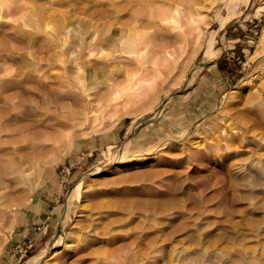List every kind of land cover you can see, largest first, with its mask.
<instances>
[{"label": "rangeland", "instance_id": "rangeland-1", "mask_svg": "<svg viewBox=\"0 0 264 264\" xmlns=\"http://www.w3.org/2000/svg\"><path fill=\"white\" fill-rule=\"evenodd\" d=\"M149 1L0 0V166L18 157L15 144L45 145L27 177L0 173V264H27L49 246L38 264H264V141L253 138L264 132V0H172L195 18L178 35L183 71L158 104L113 98L105 89L121 74L154 73L161 34L172 31L147 16ZM113 27L115 47L103 40ZM159 104L189 122L188 137H171L163 121L158 136L147 130ZM39 113L44 122L11 131L16 117ZM227 124L250 140L232 147L238 159L190 161L200 142L227 152ZM121 153L120 167L94 173ZM65 216L73 247H55ZM94 224L112 244L84 252ZM29 228L34 245L18 260L12 249Z\"/></svg>", "mask_w": 264, "mask_h": 264}, {"label": "bare ground", "instance_id": "bare-ground-1", "mask_svg": "<svg viewBox=\"0 0 264 264\" xmlns=\"http://www.w3.org/2000/svg\"><path fill=\"white\" fill-rule=\"evenodd\" d=\"M115 8H117V7H115ZM154 13L158 15V17L156 16L157 18L155 20L158 21L160 25H162L163 27H165V26L170 27L172 30L171 31L172 33L171 32H165V33L161 34L162 35L161 37L163 39V50L156 57V65L154 68V73L150 74V76L146 77V78H144L143 76L132 78L129 76V74H125V75L121 74L120 75L121 80H119L118 83L110 82V83H108V87L105 89L107 92H111V93H113L114 92L113 90H115V92H114L115 95L113 96V98H120L119 100H125V101L131 102V100H133V99L139 100L141 97L148 96L147 99H149L152 104H158L161 100H163V95L168 91L169 82L175 80L174 79L175 76H177V74L182 72L184 67H185L186 60L179 62V59H178L179 54H180L177 51L178 44L180 42L178 35H182L181 33H185L188 30V26L195 22V18L193 16H191V17L187 16L186 12L182 8V6L173 3L172 0L168 1V2L167 1L155 2V0H153L152 2H150L149 8L147 10V16L152 18ZM39 14H40V12H39ZM39 14L37 16L38 22L41 18H43L42 16H44L43 13H42V16H40ZM188 15H192V14L189 13ZM147 20H150V19H147ZM140 21H142V20H135L134 21L135 25H137V22L142 24V22H140ZM40 26H41V24H40ZM130 27H133V24H130L129 28ZM61 30H62L61 27H59L58 30H56L55 36L60 35L62 33ZM115 30H116L115 27H113V32L111 34V37L103 39V40L108 41L112 47H115L117 45V40L114 38L115 37V34H114ZM197 31H198V35L196 36V38H197V40H199V36L201 34L199 27H197ZM131 32H133V31H131ZM197 40L194 39L193 43L197 42ZM262 41H264V28H263V31H262L260 38H259V42H262ZM172 45H174V46L171 48L170 46H172ZM168 47H170L171 49ZM109 66H112V64H110ZM112 71H114L113 68H111L108 72H112ZM101 77L102 76H100V78ZM108 79H109V81H110V79L114 80V78H112V77L107 78L106 80H108ZM119 85H123V86L121 88H118ZM95 94L97 97H101L103 95V93L99 92V91L96 92ZM165 96H167L168 99L173 97V96H171V97L168 96V94ZM92 98L93 97H91V95L86 97L88 102L91 101ZM36 105L34 107H36ZM37 108H38V106H37ZM37 108H36V111L38 110ZM166 109L167 108L164 106V104L158 105L157 111L155 113H153V115H150L148 117V120L153 121V123H155V122H160V123L157 124L156 128L152 127L151 129H147V130L154 131L155 136H158V134L155 132L160 130V126H161V123L163 121L165 123V125L168 124L171 128L174 129L175 134H172L171 137L177 136L178 137L177 140H181L183 137H186L190 133L191 128L188 126L189 122L186 121V119H184L183 116L174 115L173 113H172V115H174L173 116L174 118L172 117L173 119H170L169 113H168V111H166ZM37 113H35V114H37ZM30 115L29 116L25 115V116H27L26 118L22 116V117L17 119V117H16V121L19 124L17 127L14 126V128L11 129V131L17 132L19 135L21 133V128L24 125H26V127L29 129H33L32 127H35L39 123L45 121L44 116H42L41 113H39L38 116L35 118H31V116H33V115H31V116ZM26 120H30V122L27 124H22ZM140 123H142V122H140ZM140 123H139V125L136 126L137 128L140 127ZM228 128L233 129L234 127L227 124V127L225 128V130H224V128H222V132H221V134H222L225 131V133H227V135H228V141H226V144H225V148L228 149L227 152H225L222 147H218L216 145H211L207 142H203V143L200 142V144L198 146H193L195 143L194 144L191 143V146H193V148L196 149L194 151L197 153V155H200V157L197 158L196 157L197 155H195V157L193 156V157L189 158L190 161L198 160L199 161L198 163H205V162H211L212 160H218V159L219 160L220 159L221 160H227V159L233 160L234 157H236L238 159V157L233 154L234 150L232 147L236 146V145L239 146L241 143H243L245 141L244 139H246V141H247L248 137L245 136L246 132L239 134V132L237 133V131H234V130L229 131ZM23 130L24 129H22V131ZM147 130L142 129L144 134H146ZM182 133H184V135H182ZM180 134L182 136H180ZM235 135H238V137H235ZM253 138L258 139L259 141H264V132H262L260 135L258 134L257 137H253ZM158 139L160 140L161 138H158ZM169 140L173 141L175 139L169 138ZM130 141L128 139V141H126V143L124 144L125 149L130 145V143H131ZM175 142H178V141H175ZM247 142H248V145H250V143H249L250 140H248ZM161 144H163V143L161 142ZM186 145H185V147L183 146L184 149H186L188 147V145L187 146ZM44 147H45V145L43 143H40L37 141H32V142L27 143V144H15V145H13V147H12L13 151L12 152L16 153L18 157L16 159H13V160L10 159V161L1 165L0 166V173L14 174L15 177L19 176L21 179H23L24 177H27L29 175V172H31V168L36 167V165L39 163V161H40L39 159L41 157L40 154L42 153V150ZM155 148H158V147H155ZM193 148H192V151H193ZM187 149L190 150V148H187ZM69 150H71V149H69ZM40 151H41V153H40ZM195 152H193V153H195ZM187 156H189V154ZM124 157H125V153L119 154L118 156L114 157L109 162V164L107 163L106 165L97 167L94 170V173H101L102 170H105L108 167V165L113 166L114 164H117L118 162L123 161ZM117 165H118V167H120L121 163L117 164ZM43 175L45 176V173H43ZM43 180H45V179H43ZM16 181H18V180L16 179ZM49 184H51V183L49 182ZM73 193H74L73 189L68 190L67 196L69 199L73 198ZM260 205L264 206V201L261 202ZM166 210L167 209L155 210L153 213L154 214H163V213H165ZM99 212H102V210L100 209ZM68 223H69V219L67 216H65L64 217V224L62 225V231L61 230L59 232L57 231L56 235L54 236L55 237L54 238L55 247L63 245V244L65 247L71 246L70 244H67V242H65V238L67 237L66 227H68L67 226V225H69ZM105 233H106L105 231H101V229L98 225L94 224L92 234H87V238H84V245L81 246L80 250H82L84 252H90L91 253V252H96L98 250L107 249L110 246V244H112V243L110 242L111 241L110 239L104 238L103 235ZM130 237L132 239L134 238V240H135V239L140 238L141 234L134 233ZM129 242H130V240H129ZM71 247H73V246H71ZM74 248H77V246ZM108 249H110V247ZM51 253H52V249L50 246L49 247H42L41 249H39V251H37L33 255L29 256V258L27 259L26 262H27V264H38V263L42 262L46 258V256L50 255ZM110 253H112V252H110ZM113 256H114V254H113ZM52 257H54V255ZM46 260H48V259H46ZM57 264H61V262L57 263Z\"/></svg>", "mask_w": 264, "mask_h": 264}, {"label": "built area", "instance_id": "built-area-1", "mask_svg": "<svg viewBox=\"0 0 264 264\" xmlns=\"http://www.w3.org/2000/svg\"><path fill=\"white\" fill-rule=\"evenodd\" d=\"M69 169H70L69 167H64L61 170H59V172L64 177L66 176V172H68ZM64 181L66 180L63 178V182ZM33 245H34V241L32 239H29L24 242L19 241L13 247L12 253L13 255L18 256V260H20L21 258H23L28 254L29 250L32 248Z\"/></svg>", "mask_w": 264, "mask_h": 264}, {"label": "crops", "instance_id": "crops-1", "mask_svg": "<svg viewBox=\"0 0 264 264\" xmlns=\"http://www.w3.org/2000/svg\"><path fill=\"white\" fill-rule=\"evenodd\" d=\"M251 30V29H250ZM246 34V33H245ZM245 39V36H242V35H240L239 36V39ZM218 67L220 68V70L222 69V70H224V71H226L227 72V74H229L230 75V73H232L231 72V67H225V68H223L224 66L223 65H219V63H218ZM30 228L25 232V233H22L20 236H19V238L17 239V237H16V241L17 242H19V241H27V240H29V239H35L34 237H35V235H33V234H30ZM30 234V235H29ZM28 235V236H27Z\"/></svg>", "mask_w": 264, "mask_h": 264}]
</instances>
